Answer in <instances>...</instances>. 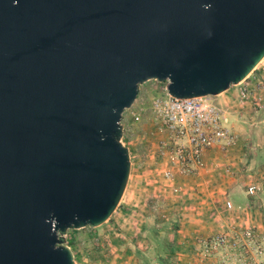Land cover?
I'll list each match as a JSON object with an SVG mask.
<instances>
[{"label":"water","instance_id":"95a60500","mask_svg":"<svg viewBox=\"0 0 264 264\" xmlns=\"http://www.w3.org/2000/svg\"><path fill=\"white\" fill-rule=\"evenodd\" d=\"M264 58V0H0V264H75L130 175L140 86L216 97Z\"/></svg>","mask_w":264,"mask_h":264},{"label":"rangeland","instance_id":"374dc122","mask_svg":"<svg viewBox=\"0 0 264 264\" xmlns=\"http://www.w3.org/2000/svg\"><path fill=\"white\" fill-rule=\"evenodd\" d=\"M253 71L264 73V58ZM156 82L142 85L136 105L159 91ZM226 95L216 101H224ZM260 98V107L245 108L235 125L239 137L235 145L227 152L210 151L209 161L217 166L210 177L203 171L212 166H204L201 175L173 183L162 179L155 147L158 134H151L146 113L136 135L123 140L130 155V178L115 212L99 227L68 230L64 235L74 263L162 264L172 246L168 264H264V89ZM233 123L229 117L227 124ZM249 186L256 187L254 195L246 194ZM216 188L221 189L219 201L210 203L206 192ZM226 201L231 202L230 209ZM212 225H216L213 232L195 234L197 228ZM248 230L251 240L243 234ZM219 235L226 236L229 244L236 242L235 249L218 247L207 255L199 242ZM176 237L192 240L184 246Z\"/></svg>","mask_w":264,"mask_h":264},{"label":"built area","instance_id":"2783aa9c","mask_svg":"<svg viewBox=\"0 0 264 264\" xmlns=\"http://www.w3.org/2000/svg\"><path fill=\"white\" fill-rule=\"evenodd\" d=\"M156 83L160 86L158 92L149 98H143L142 106L136 105L135 100L132 106L122 113L121 143L124 145L123 140L127 135L130 138L136 135V129L143 126L145 115L148 113L153 129L151 134H158L155 147L162 179L173 183L177 178L198 175L204 166L205 154L214 149L227 152L235 145L239 138L235 125L245 108L259 106L264 89V73L253 71L239 84L230 86L218 95L227 93L222 102L216 101L218 96L173 98L166 90V82ZM229 117L233 119V124H227ZM255 191L256 187L249 186L246 194L251 196ZM225 206L230 209L231 202L226 201ZM243 234L248 240L253 237L249 230ZM199 243L207 255H211L218 247L229 246L235 249L237 244H229L224 235ZM258 249L257 252L261 255L262 250Z\"/></svg>","mask_w":264,"mask_h":264},{"label":"crops","instance_id":"0c3cea01","mask_svg":"<svg viewBox=\"0 0 264 264\" xmlns=\"http://www.w3.org/2000/svg\"><path fill=\"white\" fill-rule=\"evenodd\" d=\"M214 150H216V149H214ZM213 151V150H212ZM210 152L209 153H207V154H205V156H204V159L206 160V162H207V164H205L204 166L206 167V166H212V168L211 169H204V166L202 167V169L199 171V175H201L200 173H202L201 171L204 169V173L206 174H209V175H206V176H211V174H212V172H214V170H215V168L214 167H217L214 163H213V160L210 162L209 161V156H210ZM208 162H210V163H208ZM220 169V168H219ZM204 175V174H203ZM130 178V177H129ZM129 180V179H128ZM206 194L208 195V197H209V201H210V203H213V202H215V201H219V199H217L216 197L218 196V194H221V189H219V188H216L215 190H212V191H208V192H206ZM214 206V205H213ZM220 207H221V205H220ZM213 208V207H212ZM214 208H215V206H214ZM211 214L213 213V211L212 212H210ZM210 214V215H211ZM211 224H214V223H211ZM203 229H199V228H197L196 229V231H195V234H197V232H201V233H203V234H208V233H211V232H213L214 230H216V225H212V227H205V229L202 231ZM195 236V235H194ZM191 240L192 239H188V238H186V237H176V242H179L181 245L183 244L184 246H186L189 242H191Z\"/></svg>","mask_w":264,"mask_h":264},{"label":"trees","instance_id":"16d2710c","mask_svg":"<svg viewBox=\"0 0 264 264\" xmlns=\"http://www.w3.org/2000/svg\"><path fill=\"white\" fill-rule=\"evenodd\" d=\"M173 252H174V249H173V247L171 246V247H169V249H168V254H166V256H167V258H165V261L163 260V261H161L162 262V264H168V261H170L171 260V258H172V254H173Z\"/></svg>","mask_w":264,"mask_h":264}]
</instances>
